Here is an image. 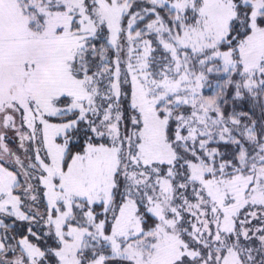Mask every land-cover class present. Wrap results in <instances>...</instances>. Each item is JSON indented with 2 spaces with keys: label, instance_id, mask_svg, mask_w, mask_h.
<instances>
[{
  "label": "snow or ice",
  "instance_id": "1",
  "mask_svg": "<svg viewBox=\"0 0 264 264\" xmlns=\"http://www.w3.org/2000/svg\"><path fill=\"white\" fill-rule=\"evenodd\" d=\"M0 264H264V0H0Z\"/></svg>",
  "mask_w": 264,
  "mask_h": 264
}]
</instances>
